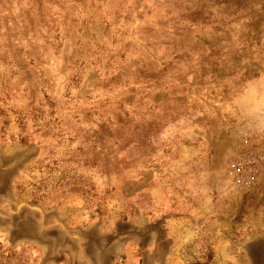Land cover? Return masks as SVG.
<instances>
[{
	"label": "rangeland",
	"instance_id": "rangeland-1",
	"mask_svg": "<svg viewBox=\"0 0 264 264\" xmlns=\"http://www.w3.org/2000/svg\"><path fill=\"white\" fill-rule=\"evenodd\" d=\"M252 142L264 0H0V264H264Z\"/></svg>",
	"mask_w": 264,
	"mask_h": 264
},
{
	"label": "built area",
	"instance_id": "built-area-1",
	"mask_svg": "<svg viewBox=\"0 0 264 264\" xmlns=\"http://www.w3.org/2000/svg\"><path fill=\"white\" fill-rule=\"evenodd\" d=\"M228 170L239 188H248L264 172V147L253 142L241 145L233 151Z\"/></svg>",
	"mask_w": 264,
	"mask_h": 264
}]
</instances>
